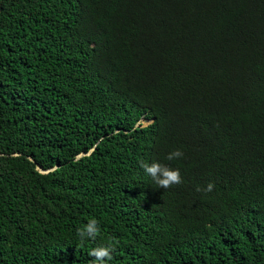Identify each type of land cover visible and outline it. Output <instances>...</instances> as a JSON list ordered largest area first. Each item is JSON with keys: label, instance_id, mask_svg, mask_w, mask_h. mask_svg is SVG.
I'll use <instances>...</instances> for the list:
<instances>
[{"label": "trees", "instance_id": "trees-1", "mask_svg": "<svg viewBox=\"0 0 264 264\" xmlns=\"http://www.w3.org/2000/svg\"><path fill=\"white\" fill-rule=\"evenodd\" d=\"M108 245L264 264V0H0V264Z\"/></svg>", "mask_w": 264, "mask_h": 264}, {"label": "clouds", "instance_id": "clouds-1", "mask_svg": "<svg viewBox=\"0 0 264 264\" xmlns=\"http://www.w3.org/2000/svg\"><path fill=\"white\" fill-rule=\"evenodd\" d=\"M183 155V152L177 149L168 154L167 160L172 161L180 159ZM141 167L144 169L145 173L152 178L158 188L167 190L183 182L179 169H172L159 162H153L151 165L142 163ZM213 189L214 185L209 183L206 188L198 187L197 191L211 192ZM100 231L101 229L98 221L95 218H91L82 228L77 229V235L80 238V242L84 243L86 240H95L100 234ZM115 251L116 249L112 245L99 246L92 249L89 252V255L94 258L91 264H108V262L113 259L112 254Z\"/></svg>", "mask_w": 264, "mask_h": 264}, {"label": "rangeland", "instance_id": "rangeland-1", "mask_svg": "<svg viewBox=\"0 0 264 264\" xmlns=\"http://www.w3.org/2000/svg\"><path fill=\"white\" fill-rule=\"evenodd\" d=\"M149 122H142L143 125H147Z\"/></svg>", "mask_w": 264, "mask_h": 264}]
</instances>
